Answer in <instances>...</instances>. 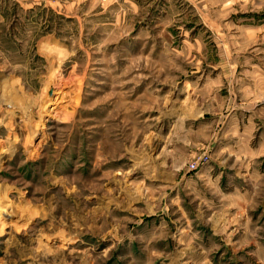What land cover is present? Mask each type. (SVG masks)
<instances>
[{
  "label": "rangeland",
  "instance_id": "rangeland-1",
  "mask_svg": "<svg viewBox=\"0 0 264 264\" xmlns=\"http://www.w3.org/2000/svg\"><path fill=\"white\" fill-rule=\"evenodd\" d=\"M0 264H264V0H0Z\"/></svg>",
  "mask_w": 264,
  "mask_h": 264
},
{
  "label": "crops",
  "instance_id": "crops-1",
  "mask_svg": "<svg viewBox=\"0 0 264 264\" xmlns=\"http://www.w3.org/2000/svg\"><path fill=\"white\" fill-rule=\"evenodd\" d=\"M212 169H213V167L212 166H209V165H207V166H204V167H202V169L199 171V173L202 175H204V174H207V173H210L211 171H212ZM187 175V173H185L184 174V177H185V179H186V176ZM157 178H152V180H154V179H156V180H159V181H164V178L161 176V177H158V176H156ZM180 182L181 181H178V182H176L177 183V185L179 186L178 187V192L180 193V192H182L184 189H185V187H181L182 185L180 184ZM183 193V192H182Z\"/></svg>",
  "mask_w": 264,
  "mask_h": 264
},
{
  "label": "bare ground",
  "instance_id": "bare-ground-1",
  "mask_svg": "<svg viewBox=\"0 0 264 264\" xmlns=\"http://www.w3.org/2000/svg\"><path fill=\"white\" fill-rule=\"evenodd\" d=\"M5 104L10 105V106H13V105L16 104V100L13 99V98H11V97L10 98H6Z\"/></svg>",
  "mask_w": 264,
  "mask_h": 264
},
{
  "label": "built area",
  "instance_id": "built-area-1",
  "mask_svg": "<svg viewBox=\"0 0 264 264\" xmlns=\"http://www.w3.org/2000/svg\"><path fill=\"white\" fill-rule=\"evenodd\" d=\"M191 166H192V168H195L197 165L196 164H192Z\"/></svg>",
  "mask_w": 264,
  "mask_h": 264
}]
</instances>
